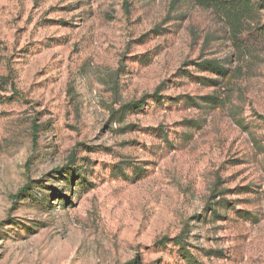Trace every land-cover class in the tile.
I'll return each instance as SVG.
<instances>
[{"label": "rangeland", "instance_id": "1", "mask_svg": "<svg viewBox=\"0 0 264 264\" xmlns=\"http://www.w3.org/2000/svg\"><path fill=\"white\" fill-rule=\"evenodd\" d=\"M181 248L264 264V7L0 0V264Z\"/></svg>", "mask_w": 264, "mask_h": 264}, {"label": "trees", "instance_id": "2", "mask_svg": "<svg viewBox=\"0 0 264 264\" xmlns=\"http://www.w3.org/2000/svg\"><path fill=\"white\" fill-rule=\"evenodd\" d=\"M257 2L251 3V0H194L202 8H210V9H219L220 11H224L226 16H231V18L241 16L247 14L250 11L251 5L255 7H264V0H256ZM199 67H205L209 73H212L217 78L224 79L228 76V70L224 68L218 61L214 60H206L199 64ZM151 97H158L157 95H153ZM145 100H139L137 102L130 103L123 107L124 111H130L133 109H140L144 106ZM263 119V118H262ZM239 124L243 122L241 120H237ZM180 236H176L172 239L173 243L176 246H180ZM183 255H186L185 262L187 264H196L195 260L191 258L190 255L183 249Z\"/></svg>", "mask_w": 264, "mask_h": 264}]
</instances>
